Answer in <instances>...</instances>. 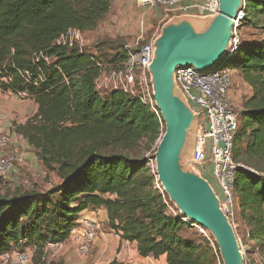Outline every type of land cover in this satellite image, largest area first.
I'll use <instances>...</instances> for the list:
<instances>
[{
  "label": "trees",
  "instance_id": "1",
  "mask_svg": "<svg viewBox=\"0 0 264 264\" xmlns=\"http://www.w3.org/2000/svg\"><path fill=\"white\" fill-rule=\"evenodd\" d=\"M112 1L0 0V89L36 105L32 118L15 132L59 178L46 191H0V255L30 246L36 264H46L40 258L48 242L65 241L82 212L105 207L108 229L121 241L135 243L140 257L217 264L216 244L214 254L181 235L187 226L140 149L143 144L145 151L156 150L164 131L160 114L137 96L95 89L104 69L122 67L135 50L115 44L106 56L105 43L90 52L56 44L69 29L95 30ZM243 14L240 27H250L259 38L240 36L223 63L224 68L232 65L251 89L233 138L238 165L233 188L236 217L264 258V0H243Z\"/></svg>",
  "mask_w": 264,
  "mask_h": 264
},
{
  "label": "built area",
  "instance_id": "2",
  "mask_svg": "<svg viewBox=\"0 0 264 264\" xmlns=\"http://www.w3.org/2000/svg\"><path fill=\"white\" fill-rule=\"evenodd\" d=\"M135 5L141 11L142 17L154 10H161L164 17L169 18L170 15L182 14L213 15L217 13L219 4L218 0H136ZM243 16L242 5L234 20L232 38L226 54L228 57L234 53L239 43ZM156 36V34L151 35L144 44L139 45L138 39H141V36L133 46L126 47L128 51L135 50V53L130 54L122 67L104 69L95 80L96 91L105 93L120 90L128 95L137 96L143 104L150 107L152 112L159 113L155 106L147 70L153 52L152 43ZM84 42V32L69 29L59 37L56 44L82 48ZM174 79L188 105L195 113H198L193 168L201 176L210 174L215 180L216 186L211 183L210 185L219 199L220 209L235 226L238 205L234 196L233 182L235 169L238 165L233 160L232 150L233 138L238 129V112L235 110L231 98V71L222 67L202 73L192 67H180L175 70ZM9 141L7 134H0L1 178L6 177L15 169L13 160L17 161L19 157L12 153H4V150L9 146ZM165 203L167 204L166 201ZM170 209L172 210V208ZM173 212L175 213V211ZM179 218L187 227L195 228L199 235L208 241L210 248L215 249V242L206 229L190 222L183 216L179 215ZM97 230L96 221L80 216L65 241L48 242L44 246L40 261L46 264L54 261L64 247L70 244L76 246L79 255L87 256L98 239ZM33 255L34 249L26 247L23 250L5 252L0 255V260L11 261L12 264H30ZM149 264H156V262ZM244 264H247L245 260Z\"/></svg>",
  "mask_w": 264,
  "mask_h": 264
},
{
  "label": "water",
  "instance_id": "3",
  "mask_svg": "<svg viewBox=\"0 0 264 264\" xmlns=\"http://www.w3.org/2000/svg\"><path fill=\"white\" fill-rule=\"evenodd\" d=\"M218 4L213 15L172 16L153 40L147 70L155 106L164 123L153 168L178 214L208 231L222 264H244L234 226L220 209L210 183L193 168L198 113L188 105L174 79L180 67L202 73L223 67L243 0H218ZM187 141L189 153L184 157Z\"/></svg>",
  "mask_w": 264,
  "mask_h": 264
},
{
  "label": "rangeland",
  "instance_id": "4",
  "mask_svg": "<svg viewBox=\"0 0 264 264\" xmlns=\"http://www.w3.org/2000/svg\"><path fill=\"white\" fill-rule=\"evenodd\" d=\"M172 16L176 15H170L169 18ZM169 18H165L161 10H154L142 17L141 11L132 2L124 6L112 2L109 13L98 24L97 28L91 32L84 33L85 42L82 48L90 52L94 51L96 46L105 43L102 54L110 56L112 54L110 46L115 44H117L116 46L122 45L125 48H129L142 36L141 39H138V44L142 45L151 35H158ZM240 33L241 38L246 41L253 40V38L257 40L259 38V33L248 26L241 28ZM226 69H230L232 74L231 98L235 110L239 112L242 102L249 96L251 90L242 81L232 65H227ZM36 108V105L31 99L22 95L16 96L11 93H5L0 89V134H7L10 140L9 146L4 150V153H12L15 156H20L17 161L13 160L15 169L1 179L0 191L2 193L32 190L46 191L59 183L56 172L47 171L27 141L15 132L17 126L22 125V123L24 124L32 118L36 112ZM162 135L163 131L159 134L157 144ZM189 146L190 143L187 141L182 152L184 157L189 153ZM140 149L144 152L145 157L149 161V165L152 166L154 164L152 162L155 160L153 158L155 154L154 147L145 151V146L141 144ZM171 205L174 208V204ZM174 210L176 209L174 208ZM87 218L90 219V217ZM97 224L98 239L87 256L79 255L76 251V246L70 244L65 246L52 262L56 264H109L112 260L117 261L118 248L116 249L113 238L111 237L114 235L108 230L107 224L102 221H99ZM234 231L247 264H264V258L257 254L254 249V244L248 240V228L239 222L237 217L235 219ZM181 235L185 239L193 241L195 244L207 245L210 248L208 241L199 235L195 228L186 227L183 229ZM108 247H113L111 253L105 250ZM29 248L32 249L33 247L29 246ZM211 249L214 254H217L216 248ZM13 250H20V248H12L10 251ZM36 261L34 257L30 264H36ZM140 261L137 260L134 263L131 261V264H139L141 263ZM149 263L146 262L145 264ZM0 264L12 263L11 261L4 262L0 260ZM217 264H222L220 257H217Z\"/></svg>",
  "mask_w": 264,
  "mask_h": 264
},
{
  "label": "crops",
  "instance_id": "5",
  "mask_svg": "<svg viewBox=\"0 0 264 264\" xmlns=\"http://www.w3.org/2000/svg\"><path fill=\"white\" fill-rule=\"evenodd\" d=\"M135 1L136 0H113L112 2L115 4H119L121 6H124V5H128L129 2H132L133 5H135ZM250 95H251V92L249 93V96ZM203 178H205L209 183L216 186V182L210 176V174L205 175ZM81 215L86 216V217H90V219L96 221L97 223L99 221H102L103 223L107 224V212H106L105 207H101V208L93 210V211L87 210V211L82 212ZM110 232H112V231H110ZM112 234L114 236H111V237L113 238V242L115 243L116 249L118 248V253H117V258H116L117 261L124 263V264H131V261H132V263H134L137 260H141L140 262L144 263V264L146 262H156L159 264H166L165 256H161L158 259H155L152 255H149L148 257H145V258L140 257L137 254L135 243H128V242L121 241L120 238L114 232H112ZM112 249H113V247L105 248V250H107L110 253H111Z\"/></svg>",
  "mask_w": 264,
  "mask_h": 264
}]
</instances>
